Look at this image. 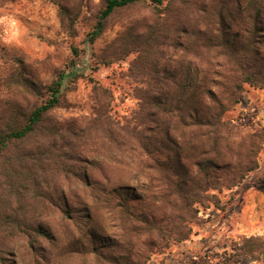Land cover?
Listing matches in <instances>:
<instances>
[{
  "label": "trees",
  "instance_id": "1",
  "mask_svg": "<svg viewBox=\"0 0 264 264\" xmlns=\"http://www.w3.org/2000/svg\"><path fill=\"white\" fill-rule=\"evenodd\" d=\"M102 1L91 42L117 10L156 17L113 44L118 57L137 54L138 106L121 121L94 85L93 117L56 122L65 72L44 88L19 68L0 102V264H148L259 166L264 126L226 114L245 85L264 89V0ZM263 254V237H241L197 264Z\"/></svg>",
  "mask_w": 264,
  "mask_h": 264
},
{
  "label": "rangeland",
  "instance_id": "2",
  "mask_svg": "<svg viewBox=\"0 0 264 264\" xmlns=\"http://www.w3.org/2000/svg\"><path fill=\"white\" fill-rule=\"evenodd\" d=\"M102 7V0H0V102L11 96L9 84L19 68L44 88L65 72L60 103L50 113L56 122L77 127L93 117L94 85L108 90L117 119L130 116L138 106L139 84L130 69L137 54L118 57L112 52L113 44L132 32H143L156 17L151 7L142 5L117 10L91 42L89 34ZM166 50V55H173V48ZM107 54L111 63L102 61ZM245 88L226 117L252 128L263 127L264 89ZM46 97L44 89L41 98ZM257 159L258 168L240 184L216 192L219 207L200 210V221L192 224L188 240L153 254L148 264H197L204 255L233 252L241 237L264 238V143ZM260 258L241 256V263L264 264V254Z\"/></svg>",
  "mask_w": 264,
  "mask_h": 264
}]
</instances>
